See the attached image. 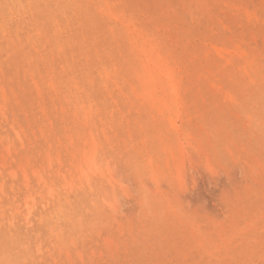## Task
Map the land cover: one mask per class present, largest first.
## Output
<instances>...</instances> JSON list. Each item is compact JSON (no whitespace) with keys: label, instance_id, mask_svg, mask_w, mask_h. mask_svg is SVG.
<instances>
[{"label":"rangeland","instance_id":"374dc122","mask_svg":"<svg viewBox=\"0 0 264 264\" xmlns=\"http://www.w3.org/2000/svg\"><path fill=\"white\" fill-rule=\"evenodd\" d=\"M0 264H264V0H0Z\"/></svg>","mask_w":264,"mask_h":264},{"label":"bare ground","instance_id":"6f19581e","mask_svg":"<svg viewBox=\"0 0 264 264\" xmlns=\"http://www.w3.org/2000/svg\"><path fill=\"white\" fill-rule=\"evenodd\" d=\"M15 29V28H14ZM28 41V40H27ZM35 41V40H34ZM22 43V42H21ZM8 46V45H7ZM11 50V49H10ZM10 138V137H9ZM91 150V149H90ZM95 150V149H94ZM90 166V165H89ZM95 166V165H94ZM51 167V166H50ZM96 171V170H95ZM36 172V171H35ZM15 172H13V175H14ZM83 174V173H82ZM25 175V174H24ZM36 175V174H35ZM28 178V177H26ZM80 179V178H79ZM28 180V179H27ZM88 182V181H87ZM50 191V190H49ZM3 193V192H2ZM51 193V192H50ZM27 198V197H26ZM28 199V198H27ZM27 221V220H26ZM262 253V252H261ZM253 263V262H252Z\"/></svg>","mask_w":264,"mask_h":264}]
</instances>
